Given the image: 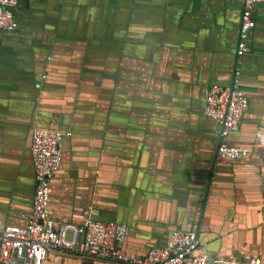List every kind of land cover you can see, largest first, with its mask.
<instances>
[{
    "label": "crops",
    "instance_id": "0c3cea01",
    "mask_svg": "<svg viewBox=\"0 0 264 264\" xmlns=\"http://www.w3.org/2000/svg\"><path fill=\"white\" fill-rule=\"evenodd\" d=\"M243 0H22L0 32V228L25 226L36 176L33 129L60 131L64 167L50 209L60 227L90 214L128 225L134 257L173 230L211 259L264 264V2L241 57L250 106L217 159L213 85L237 67ZM45 264H121L54 255Z\"/></svg>",
    "mask_w": 264,
    "mask_h": 264
},
{
    "label": "built area",
    "instance_id": "2783aa9c",
    "mask_svg": "<svg viewBox=\"0 0 264 264\" xmlns=\"http://www.w3.org/2000/svg\"><path fill=\"white\" fill-rule=\"evenodd\" d=\"M22 0H0V32L18 29L16 9ZM264 0H243V12L237 56L249 50L251 34L256 27L255 6ZM241 69L238 65L229 85H213L207 93L205 115L219 124L221 143L217 149L219 161H236L250 156L247 147L229 145L225 139L239 130L249 109L248 96L240 89ZM45 128H35L31 153L36 176L33 212L25 226L7 225L0 228V264H45L54 255H69L84 259L121 264H262L258 258L245 260L211 259L199 254L196 231H175L162 246L151 248L144 257H134L123 251L127 226L87 218L82 224L64 223L58 229L50 211L52 180L63 168L62 143L71 136Z\"/></svg>",
    "mask_w": 264,
    "mask_h": 264
},
{
    "label": "water",
    "instance_id": "95a60500",
    "mask_svg": "<svg viewBox=\"0 0 264 264\" xmlns=\"http://www.w3.org/2000/svg\"><path fill=\"white\" fill-rule=\"evenodd\" d=\"M259 4H261V3H259ZM259 4H257L256 6H255V8L259 5ZM254 13H255V10H254ZM254 16H255V14H254ZM255 19H256V16H255ZM256 23H257V20H256ZM17 31V29L15 30V31H13V32H16ZM12 32V33H13ZM249 52V50L247 51V53ZM241 57L242 56H240V57H238L237 58V66L239 65L240 66V69H241V81H242V78H243V71H242V68H241V65H240V63H241ZM236 69V68H235ZM242 84H241V86H240V89L243 91V92H245V94L247 95V93H246V91L244 90L245 88H244V86H243V81L241 82ZM211 87V86H210ZM210 87H209V90H210ZM248 96V95H247ZM206 97H207V95H206ZM249 98V97H248ZM206 99V98H205ZM250 101V100H249ZM250 106V105H249ZM249 110V109H248ZM248 112V111H247ZM246 116V115H245ZM38 128H42V127H38ZM35 129V128H34ZM34 129H33V131H34ZM50 130H52V129H50ZM54 131H56V130H54ZM233 133V132H232ZM231 133V134H232ZM230 134V135H231ZM229 135V136H230ZM228 138V137H227ZM226 138V139H227ZM64 139H65V136H64ZM64 139H63V142H64ZM225 139V140H226ZM234 146V145H233ZM238 147H242V146H238ZM62 149H63V143H62ZM244 159H246V158H244ZM244 159H241V160H236V161H227V160H223V162H241V161H243ZM63 167H64V160H63ZM63 169V168H62ZM62 171V170H61ZM60 172V171H59ZM57 174V173H56ZM55 176V175H54ZM50 207V206H49ZM50 211H51V209H50ZM33 212V211H32ZM32 212H31V214H32ZM31 214H30V216H31ZM91 218V219H93V220H97V221H103V220H100V219H97V218H95L94 217V215L90 212V214L85 218V220L87 219V218ZM84 220V221H85ZM83 221V222H84ZM82 222V223H83ZM105 222H109V221H105ZM113 222H116V221H113ZM118 223H122V222H118ZM123 224H125V223H123ZM126 226H127V236H126V239H125V242H124V244H123V251L125 252V250H124V245H125V243H126V241H127V238H128V234H129V228H128V225L127 224H125ZM56 228L58 229L59 228V226L56 224ZM175 231H182V230H173L171 233H170V235L173 233V232H175ZM190 231V230H189ZM199 240H200V238H199ZM200 245H201V242H200ZM126 253V252H125ZM127 254V253H126ZM147 254V253H146ZM146 254H144V255H142V256H139V257H144ZM201 254H204V253H201ZM209 255V254H208ZM219 259H226V258H219ZM86 260V259H85ZM87 260H91V259H87Z\"/></svg>",
    "mask_w": 264,
    "mask_h": 264
},
{
    "label": "flooded vegetation",
    "instance_id": "af4514ba",
    "mask_svg": "<svg viewBox=\"0 0 264 264\" xmlns=\"http://www.w3.org/2000/svg\"><path fill=\"white\" fill-rule=\"evenodd\" d=\"M19 25V24H18ZM70 134H72L71 132H70Z\"/></svg>",
    "mask_w": 264,
    "mask_h": 264
}]
</instances>
